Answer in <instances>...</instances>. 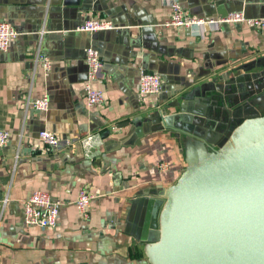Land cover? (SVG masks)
Instances as JSON below:
<instances>
[{"label": "crops", "instance_id": "obj_1", "mask_svg": "<svg viewBox=\"0 0 264 264\" xmlns=\"http://www.w3.org/2000/svg\"><path fill=\"white\" fill-rule=\"evenodd\" d=\"M179 1L197 18L241 11L264 17V0ZM88 17L118 30L75 31ZM169 18V0H0V22L21 34L0 53V129L10 135L0 148V195L9 197L0 219V264H149L147 204L184 171L189 135L169 127L148 132V116L178 113L179 95L208 82L238 101L241 68L264 58V31L228 25L198 39L187 29L163 27ZM38 48L51 62L47 76L35 62ZM88 48L100 55L102 69L91 85L104 96L90 108L84 92ZM141 71L160 77L157 96L138 97ZM44 94L47 111H26L28 100ZM239 119L230 120L224 136ZM136 121L143 122L142 136L133 129ZM43 130L60 140L57 149L39 141ZM88 135H98L101 144L86 157L79 141ZM161 163L165 171L157 169ZM81 189L95 197L88 221L75 207ZM35 191L61 202L55 228L24 224L23 204Z\"/></svg>", "mask_w": 264, "mask_h": 264}, {"label": "water", "instance_id": "obj_2", "mask_svg": "<svg viewBox=\"0 0 264 264\" xmlns=\"http://www.w3.org/2000/svg\"><path fill=\"white\" fill-rule=\"evenodd\" d=\"M241 69L238 101L208 82L179 95L178 113L148 116V132L189 135L184 171L147 204L149 264H264V58ZM232 119L239 120L224 136ZM132 125L142 136L143 122Z\"/></svg>", "mask_w": 264, "mask_h": 264}, {"label": "built area", "instance_id": "obj_3", "mask_svg": "<svg viewBox=\"0 0 264 264\" xmlns=\"http://www.w3.org/2000/svg\"><path fill=\"white\" fill-rule=\"evenodd\" d=\"M49 2V0H48ZM170 18L162 26L179 29H187L195 38H203L206 31L210 29H219L228 25H243L255 31H264V17L250 18L246 17L241 12L229 13L222 17L216 18H197L187 14L179 0H169ZM118 30L110 21L88 17L75 31L94 34L100 31ZM21 34L11 25L6 22H0V53L8 50L12 41L18 38ZM42 35V33H41ZM35 62L39 63L44 74L47 76L51 69V62L40 52L36 51ZM84 62L87 67V82L84 86L85 103L87 107H93L102 104L104 101L103 93L100 89L93 88L91 83L98 79L102 62L99 53L93 49L85 50ZM33 76V74H32ZM161 79L158 75L141 71L138 78L137 95L141 100L148 97L157 96L161 92ZM49 104L48 95L44 94L38 99L28 100L26 103V111L32 109L37 113L47 111ZM10 135L7 131L0 129V148L5 147L9 143ZM39 141L49 149H57L60 145V140L48 131L38 133ZM81 147L84 155L88 157L94 147L101 144V139L98 135H88L80 139ZM18 152L16 159L18 158ZM157 169L165 171L167 166L163 163L157 165ZM86 189H81L78 192L75 207L82 221H88L90 218V203L94 199ZM9 203L8 194L0 195V219ZM61 202L53 200L46 192H33L23 204V222L25 225L35 226L41 229H53L57 225L59 217V209Z\"/></svg>", "mask_w": 264, "mask_h": 264}]
</instances>
